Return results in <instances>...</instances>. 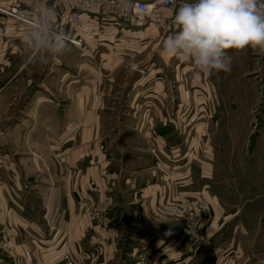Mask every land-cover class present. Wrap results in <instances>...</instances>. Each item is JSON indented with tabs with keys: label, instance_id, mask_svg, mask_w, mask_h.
Returning a JSON list of instances; mask_svg holds the SVG:
<instances>
[{
	"label": "crops",
	"instance_id": "1",
	"mask_svg": "<svg viewBox=\"0 0 264 264\" xmlns=\"http://www.w3.org/2000/svg\"><path fill=\"white\" fill-rule=\"evenodd\" d=\"M43 1L58 12L74 2ZM16 27L25 30L0 18L7 37ZM79 29L82 47L66 43L59 53L71 50L82 63L51 69L54 85L40 87L49 97L29 95L0 131V262L62 264L67 254L74 264H140L148 254L156 264H186V223L174 211L196 193L198 164L172 127L173 83L159 80L175 67L174 57L161 55L173 31L94 13ZM115 104L131 106L122 113L136 121L117 139L103 125ZM140 104L145 111L137 112ZM205 197L214 234L232 214L220 197ZM99 205L107 224L92 217Z\"/></svg>",
	"mask_w": 264,
	"mask_h": 264
},
{
	"label": "rangeland",
	"instance_id": "2",
	"mask_svg": "<svg viewBox=\"0 0 264 264\" xmlns=\"http://www.w3.org/2000/svg\"><path fill=\"white\" fill-rule=\"evenodd\" d=\"M17 29L16 37H7L0 30L3 136L13 123V114L23 112L29 95L38 91L49 97V90L40 87L54 85L51 69L62 65L64 70L84 60L71 50L62 56L59 53L42 60L41 54L32 59L22 39L26 28ZM226 55L231 57L227 72L202 73L194 64L174 57V70L159 76V80L173 83L175 101L169 105L172 127L182 132L183 144L190 147L198 164L193 195L218 196L232 214L218 232H209L203 242H192L186 264H264V52L246 47L229 49ZM150 107L156 110L155 105ZM144 108L140 104L136 110ZM130 110L131 106L124 104L106 106L103 125L115 139L121 131L136 126V121L127 120L122 113Z\"/></svg>",
	"mask_w": 264,
	"mask_h": 264
},
{
	"label": "clouds",
	"instance_id": "3",
	"mask_svg": "<svg viewBox=\"0 0 264 264\" xmlns=\"http://www.w3.org/2000/svg\"><path fill=\"white\" fill-rule=\"evenodd\" d=\"M34 12L37 19L24 33L25 48L32 59L42 54L44 60L61 52L68 38L56 28L55 8L35 0ZM174 22L179 31L163 41L161 55L179 57L199 72L230 71L229 49L264 52V0H184Z\"/></svg>",
	"mask_w": 264,
	"mask_h": 264
},
{
	"label": "built area",
	"instance_id": "4",
	"mask_svg": "<svg viewBox=\"0 0 264 264\" xmlns=\"http://www.w3.org/2000/svg\"><path fill=\"white\" fill-rule=\"evenodd\" d=\"M42 2L44 3L43 0ZM183 2L184 0H168L167 3L162 0H74L69 9L64 12L56 11V28L67 35L66 43L78 47L85 43L79 24L86 14L92 13L117 16L126 20L135 18L176 31L179 28L174 22V16ZM34 6L35 0H0V18L27 29L28 25L37 19ZM184 200V207L176 209L174 215L185 219L188 236L186 244L190 246L194 241L205 240L214 213L205 196L193 195ZM103 211V205L95 206L91 211L92 217L107 224L109 221L102 218ZM4 232L5 227L0 222V234ZM148 257V254L142 256L139 263L156 264V260ZM62 264H74V261L66 254Z\"/></svg>",
	"mask_w": 264,
	"mask_h": 264
}]
</instances>
